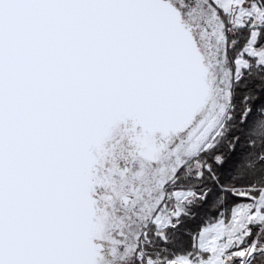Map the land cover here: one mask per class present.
Here are the masks:
<instances>
[{
	"label": "snow or ice",
	"instance_id": "1",
	"mask_svg": "<svg viewBox=\"0 0 264 264\" xmlns=\"http://www.w3.org/2000/svg\"><path fill=\"white\" fill-rule=\"evenodd\" d=\"M0 264H264V0H0Z\"/></svg>",
	"mask_w": 264,
	"mask_h": 264
}]
</instances>
